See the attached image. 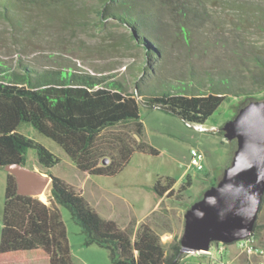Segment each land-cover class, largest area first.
<instances>
[{
    "label": "trees",
    "instance_id": "1",
    "mask_svg": "<svg viewBox=\"0 0 264 264\" xmlns=\"http://www.w3.org/2000/svg\"><path fill=\"white\" fill-rule=\"evenodd\" d=\"M201 5V0H103L97 10L99 19H116L144 51L145 60L134 67L146 78L143 82L136 80L133 91L104 71L39 69L21 59L15 65L0 61V168L11 163L25 165L27 152L33 150L35 166L51 177L45 203L37 196L17 193L15 178L7 172L0 264H74L58 204L70 208L85 234L83 244L107 248L113 264H180L186 254L181 252L180 236L165 245L157 232L142 223L131 239L129 232L91 208L79 188L52 175L60 159L17 128L23 122L31 124L57 143L79 171L112 176L127 164L135 150L158 154L140 139V104L164 110L186 123L202 124L230 94H243L238 109L254 99L264 92V54L252 56L257 69L249 74L242 67L200 72L193 65L181 76L161 72L163 63L170 61L176 41L182 40L190 47L193 29L204 22ZM70 9L67 0H0V20L17 38L36 34L43 27L45 20L40 17L44 14L66 22L60 10ZM171 27H175L172 32ZM115 125L130 127L100 136ZM218 131L223 135L222 127ZM104 158H108L107 163H103ZM174 184V179L158 176L151 186L154 199L170 198ZM189 185L187 177L176 194H182ZM256 220L251 235L257 229Z\"/></svg>",
    "mask_w": 264,
    "mask_h": 264
},
{
    "label": "rangeland",
    "instance_id": "2",
    "mask_svg": "<svg viewBox=\"0 0 264 264\" xmlns=\"http://www.w3.org/2000/svg\"><path fill=\"white\" fill-rule=\"evenodd\" d=\"M67 1L71 9L60 10L67 21L44 14L40 18L46 22H43V27L36 34L28 33L14 38L9 26L0 20V61L15 65L21 59L39 69L72 67L78 71H104L114 75L129 91H133L135 81L143 82L146 78V75H142L134 67L135 63H143L145 56L143 49L130 38L128 28L111 17L99 19L97 10L103 0ZM201 2L203 5L200 10L204 22L199 28L193 29L190 47L182 40L172 43L170 61L163 63L161 72L169 76H181L182 73H188L190 65L200 72L206 69L221 71L237 67H242L246 74L255 72L257 68L251 58L256 53L264 54V0ZM221 3L225 5L221 6ZM228 3L231 6L228 7ZM173 29L175 27H171L170 31ZM243 97L242 93L228 95L202 123L205 127L203 131L193 129L176 115L140 104L143 124L140 139L154 147L158 154L135 150L127 164L112 176L88 175L79 171L57 143L39 133L29 123H21L17 131L57 156L60 162L52 168V175L79 188L91 208L103 218L116 221L119 227L131 217L144 221L154 199L151 186L158 176L174 179L173 195L168 199L175 208L170 210L169 224L178 227L182 232L185 210L200 198L206 188L216 183L231 161L235 141L225 139L218 130L233 118L244 101ZM262 97L263 91L257 93L254 99ZM129 127L130 125L108 127L100 136L126 131ZM191 148L204 154L203 169L198 170L189 165ZM35 161V152L29 150L25 166L30 169L37 168ZM6 175L7 170L0 168V230ZM187 177L190 185L182 194H176ZM110 191L119 193L123 199L113 196ZM48 193L46 188L43 192L45 199L40 196L39 199L48 203ZM58 208L67 228L74 261L76 264H84L82 256L88 255L91 249H100L101 246L90 244L86 245L89 248L81 247L79 242L85 236L81 226L70 208L60 204ZM257 230L258 225L250 235L253 242H256L254 239ZM238 242L239 240L228 245L236 247ZM211 251V256L186 253L180 264H206V260L220 257L221 254L216 252V242L211 243ZM92 257L96 259L97 255Z\"/></svg>",
    "mask_w": 264,
    "mask_h": 264
},
{
    "label": "water",
    "instance_id": "3",
    "mask_svg": "<svg viewBox=\"0 0 264 264\" xmlns=\"http://www.w3.org/2000/svg\"><path fill=\"white\" fill-rule=\"evenodd\" d=\"M222 131L225 139L235 141L231 161L185 210L179 238L183 253L207 250L213 241L248 237L257 217L264 192V97L242 105ZM4 168L14 176L19 194L39 197L51 181L48 174L20 163Z\"/></svg>",
    "mask_w": 264,
    "mask_h": 264
},
{
    "label": "crops",
    "instance_id": "4",
    "mask_svg": "<svg viewBox=\"0 0 264 264\" xmlns=\"http://www.w3.org/2000/svg\"><path fill=\"white\" fill-rule=\"evenodd\" d=\"M215 130L216 129H214V131ZM173 188H175V184ZM109 193L112 194L113 196L123 199V197H121V195L117 192L110 191ZM171 208L174 209L175 207L171 205L167 197L162 196L158 198L157 200L153 199L152 205L147 211V215L144 218V221H140L137 219L134 220V217H131L130 219L128 218L127 222L125 224H122L120 227L116 223V221L114 220L112 221H114L120 229L130 232L131 239L134 238V234L138 226L142 223H145L148 226L152 227V229L160 235V238L163 239L162 240L163 244L168 245L173 240V238L177 235L179 236L181 232V229H179L176 226H171L169 224V218H170L169 213H170ZM107 220H111V219H107ZM256 221L257 222L260 221V222L257 223L258 230L256 232V237L254 240H256L255 243H257V245L264 248V205H262V203H261V208L257 213ZM66 231H67V228H66ZM67 236H68V233H67ZM84 240H85V236H83L79 242V245L81 247L82 246L87 247L86 245L83 244ZM68 241H70L69 237H68ZM69 244L71 245V242ZM87 248H89V246ZM99 248L100 249H91L92 251L88 252V255L82 256L81 259H83V263L84 264H113L110 258V251L104 247H99ZM223 252L224 254L221 253L219 258H216V259L214 258L211 261L206 260L207 261L206 264H256V262L259 259H261V257L257 254H254V253L246 254L243 251H240L237 245L236 247H233L232 245H228L227 247H225V250ZM91 254L97 255V258L94 259ZM201 255H205V254H201ZM71 256H72V260L74 264H76V262L74 261V255H73L72 249H71ZM189 264H197V263L193 262Z\"/></svg>",
    "mask_w": 264,
    "mask_h": 264
},
{
    "label": "built area",
    "instance_id": "5",
    "mask_svg": "<svg viewBox=\"0 0 264 264\" xmlns=\"http://www.w3.org/2000/svg\"><path fill=\"white\" fill-rule=\"evenodd\" d=\"M188 126H191L193 129L198 130V131H203L205 130V127L203 124L200 123H186ZM203 158L204 154L195 149L191 148L190 149V162L189 165L195 167L196 169L200 170L203 169ZM212 243V242H211ZM211 243L210 246L207 250H199V251H194V252H189L191 254H205V255H212L211 251ZM227 243L222 242L220 245H216V252L218 254L223 253L225 250V247L227 246ZM237 247L239 248L240 251H243L246 254H257L261 257L256 264H264V248L257 245L253 240L250 238V236L242 238L239 240L238 243H236Z\"/></svg>",
    "mask_w": 264,
    "mask_h": 264
},
{
    "label": "bare ground",
    "instance_id": "6",
    "mask_svg": "<svg viewBox=\"0 0 264 264\" xmlns=\"http://www.w3.org/2000/svg\"><path fill=\"white\" fill-rule=\"evenodd\" d=\"M40 197H41L42 199H45L43 193L40 195ZM239 240H240V239H239ZM236 241H238V240H236ZM213 242H216V245L222 244L221 241H213Z\"/></svg>",
    "mask_w": 264,
    "mask_h": 264
}]
</instances>
